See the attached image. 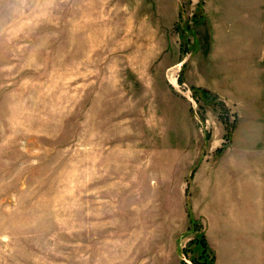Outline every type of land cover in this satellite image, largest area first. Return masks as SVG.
<instances>
[{
  "label": "rangeland",
  "instance_id": "rangeland-1",
  "mask_svg": "<svg viewBox=\"0 0 264 264\" xmlns=\"http://www.w3.org/2000/svg\"><path fill=\"white\" fill-rule=\"evenodd\" d=\"M215 1L0 0V264H264V126L217 90Z\"/></svg>",
  "mask_w": 264,
  "mask_h": 264
},
{
  "label": "crops",
  "instance_id": "crops-1",
  "mask_svg": "<svg viewBox=\"0 0 264 264\" xmlns=\"http://www.w3.org/2000/svg\"><path fill=\"white\" fill-rule=\"evenodd\" d=\"M241 3L247 21L245 33L233 28V15L230 14L232 8L227 6L229 3H225V0H216L210 3L207 9L213 15L215 14L214 10H217V80H220L217 90L234 97L240 92L244 94L250 104L246 112L251 118V123H261L263 127L264 0H241ZM239 71L246 72L245 77L241 74L239 77ZM219 92L217 94H220ZM261 148L264 159V143ZM219 175L217 169V211L221 213L223 211L222 204L229 203V195L226 187L221 183L223 180ZM232 179L230 175L228 180ZM252 179L256 183L258 182L254 175H252ZM230 206L234 207V204ZM227 207L230 212L231 208ZM260 237L264 246V220Z\"/></svg>",
  "mask_w": 264,
  "mask_h": 264
},
{
  "label": "trees",
  "instance_id": "trees-1",
  "mask_svg": "<svg viewBox=\"0 0 264 264\" xmlns=\"http://www.w3.org/2000/svg\"><path fill=\"white\" fill-rule=\"evenodd\" d=\"M201 92H203V94L204 95H206V96H211L208 92H206V91H201ZM200 246H201V248H202V250H203V253H209V251L207 250V245H206V242L204 241V239L202 238L201 240H200ZM183 264V263H182Z\"/></svg>",
  "mask_w": 264,
  "mask_h": 264
}]
</instances>
